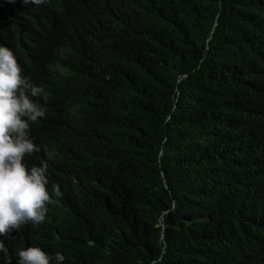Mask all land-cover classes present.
<instances>
[{
    "label": "trees",
    "instance_id": "16d2710c",
    "mask_svg": "<svg viewBox=\"0 0 264 264\" xmlns=\"http://www.w3.org/2000/svg\"><path fill=\"white\" fill-rule=\"evenodd\" d=\"M0 44L46 89L50 192L0 264H264V0H0Z\"/></svg>",
    "mask_w": 264,
    "mask_h": 264
},
{
    "label": "clouds",
    "instance_id": "9594fccd",
    "mask_svg": "<svg viewBox=\"0 0 264 264\" xmlns=\"http://www.w3.org/2000/svg\"><path fill=\"white\" fill-rule=\"evenodd\" d=\"M24 2L39 4L43 0ZM46 103V89L40 80L35 78L32 82L23 76L13 51L0 44V236L10 235L26 223L45 220L50 202L48 164L42 161L39 166L28 167L26 154L40 151L34 143V133L39 131L40 118L45 116ZM52 194L62 195L58 186L53 187ZM14 256L17 264L65 261L62 252L53 255L34 246L17 250Z\"/></svg>",
    "mask_w": 264,
    "mask_h": 264
}]
</instances>
